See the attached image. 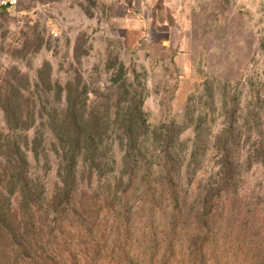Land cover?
Listing matches in <instances>:
<instances>
[{
	"label": "rangeland",
	"instance_id": "1",
	"mask_svg": "<svg viewBox=\"0 0 264 264\" xmlns=\"http://www.w3.org/2000/svg\"><path fill=\"white\" fill-rule=\"evenodd\" d=\"M133 90L143 97L144 155L168 147L179 194L190 198L182 245L204 236L196 199L212 203L208 222L230 264H264V0H19L0 10V102L18 101L35 120L27 133L10 129L0 107V164L14 141L42 133L39 159L28 154L42 193L61 186L55 108H75L115 138ZM104 147L101 171H125L121 141ZM90 164L81 167L88 195L100 183Z\"/></svg>",
	"mask_w": 264,
	"mask_h": 264
},
{
	"label": "trees",
	"instance_id": "2",
	"mask_svg": "<svg viewBox=\"0 0 264 264\" xmlns=\"http://www.w3.org/2000/svg\"><path fill=\"white\" fill-rule=\"evenodd\" d=\"M120 70L126 75L123 67ZM125 93L129 95L130 89ZM133 93L126 113L119 119L124 130L115 138L102 131L99 120L91 124L75 108L67 114H57L61 108H55L50 134L57 141L55 152L60 158L61 186L56 192L42 193L28 158L31 154L39 159L37 151L44 135L38 133L25 144H10L4 165L0 164V264L231 263L223 256L229 255L218 231L208 222L212 203L202 206L200 201L195 206L197 200H192L198 214L196 225L199 218L207 216L205 230L203 224L197 225L204 236L190 238L191 245L180 242L181 233L191 236L186 229L190 198L179 194L180 182L168 147L158 155H144L146 131L139 130L146 124L141 110L143 97L136 90ZM0 107L8 128L27 133L34 127V118L18 101L4 98ZM116 139L121 141L117 152L125 171L106 174L101 171L106 158L104 145ZM89 160V179L95 182L98 178L100 182L97 188H88L91 195L81 187L86 173L81 171L82 163ZM209 198L212 201V195ZM110 199L111 205H102ZM105 207L113 212L105 211ZM133 207L142 210L143 217L137 221L133 220L138 214ZM139 225L144 230L136 238L135 228Z\"/></svg>",
	"mask_w": 264,
	"mask_h": 264
},
{
	"label": "built area",
	"instance_id": "3",
	"mask_svg": "<svg viewBox=\"0 0 264 264\" xmlns=\"http://www.w3.org/2000/svg\"><path fill=\"white\" fill-rule=\"evenodd\" d=\"M19 0H0V10L17 6Z\"/></svg>",
	"mask_w": 264,
	"mask_h": 264
}]
</instances>
